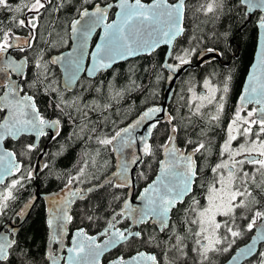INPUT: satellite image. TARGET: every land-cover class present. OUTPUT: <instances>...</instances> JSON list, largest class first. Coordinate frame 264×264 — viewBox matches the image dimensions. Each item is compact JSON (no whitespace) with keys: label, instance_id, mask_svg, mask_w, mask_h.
Returning a JSON list of instances; mask_svg holds the SVG:
<instances>
[{"label":"snow or ice","instance_id":"obj_1","mask_svg":"<svg viewBox=\"0 0 264 264\" xmlns=\"http://www.w3.org/2000/svg\"><path fill=\"white\" fill-rule=\"evenodd\" d=\"M223 4L224 0H210L197 11L214 13ZM238 4L246 7V15L256 9L264 11V0H238ZM113 8L119 11L115 20L107 22ZM186 9V0H116L115 4L0 0V13L7 14L0 19V113H4L0 116V184L5 177L19 173L0 192V216L6 215L9 201L16 200L14 190L23 189L33 179L32 170L24 173L17 153L3 147L6 139L35 135L38 141L50 135L55 141L66 125H72L69 138L85 145L75 173L67 175L60 193L50 201L47 264H101V257L113 250L117 254L108 264H188L189 258L193 264H213L215 255L230 253L251 232L255 235L250 242L235 250L228 264H264V75L249 76L218 145L213 133L224 112L231 77L222 89L205 80L206 94L193 93L185 102L187 115L154 105L127 126L110 131L106 129L116 121L109 114L130 90L118 88L112 81L99 80L87 87L80 84L81 73L95 80L119 61L151 54L162 43L172 45L185 31ZM65 14L72 18L66 25L58 24ZM259 27L264 29V15L259 17ZM98 28L103 29L100 42L89 52L88 41ZM68 33L71 50L50 55L52 49L67 45L64 36ZM195 54V48L179 53L170 50L167 55L178 63L166 66L176 72ZM258 57L264 65V42ZM57 65L62 80L53 71ZM131 83L140 87L134 80ZM76 87L80 92H73ZM218 92L222 94L218 96ZM41 96L51 98L56 118L42 113L38 106ZM207 106H214L215 111L206 112ZM141 128L144 132L137 135ZM161 134L163 139L156 144ZM138 144L139 154H127ZM37 147V143H29L22 154ZM105 152L116 153L119 162L111 177L105 176L101 182L95 173L110 164L101 159ZM160 154L163 158L156 159ZM153 163L158 165L155 178L135 195L138 203H134L131 166L151 170ZM137 178L147 180L148 176L142 170ZM95 193H107L110 202L91 203L100 199ZM79 202L87 203L81 209ZM73 205L79 210L74 212ZM99 212L107 216L102 230L91 235L88 229L99 226L102 219ZM17 215H24V210ZM76 219L87 224L76 228L67 246L68 226ZM17 256L20 264H32L15 229L0 231V264H12Z\"/></svg>","mask_w":264,"mask_h":264},{"label":"trees","instance_id":"obj_2","mask_svg":"<svg viewBox=\"0 0 264 264\" xmlns=\"http://www.w3.org/2000/svg\"><path fill=\"white\" fill-rule=\"evenodd\" d=\"M145 2L149 0H143ZM172 1V0H170ZM15 2V0H14ZM98 3H112L116 0H95ZM210 0H186V23L184 35L179 38L176 45H174L173 50L176 53L181 52L186 48H195L197 52H207L209 48L215 49V53L219 54H241V61H247L251 54H254L257 41V23L259 22V17L262 15L260 13L254 14L251 22L247 23V16L245 14V9L243 6L238 4V0H224L223 8L217 9L214 13L205 14L203 10L197 11L201 4L206 5ZM6 13H0V19H3ZM72 16L70 14H65L61 17L60 21L57 23L67 24ZM246 24V25H245ZM245 25V26H244ZM57 31L64 35V30L57 28ZM64 39L68 41L67 45H59L57 48L50 51V55H57L70 45V33L64 36ZM164 60L163 54H152L148 57H140L135 60L129 61L127 63L121 64L113 68L106 74L98 76L95 80H88L83 77L80 80V84L87 87L90 85H95L99 80L113 81V77H118L116 83H113L118 88H128L129 93L125 94L124 98L115 104L114 112L110 113L112 120L116 121L115 125H109L106 131H110L116 127L126 126L132 119H134L142 110L153 105H159L162 102L163 91H164V79L162 75V62ZM133 69L134 71H130ZM53 71L55 73L56 79L61 80L60 71L53 66ZM119 71V72H118ZM162 76V82L159 91L156 92L157 85L155 80H157L158 75ZM135 81L136 85L140 87L137 89L131 83ZM114 82V81H113ZM27 90V89H26ZM153 90V91H152ZM73 92H80V87H76ZM154 92H156L154 94ZM162 93V95H161ZM2 94V90H0ZM72 93H68L71 95ZM85 95H95V93H85ZM154 96V97H153ZM151 98V99H150ZM147 101L141 108L135 112L129 120L119 123L118 118L125 114L128 110L136 107L141 101ZM51 98L41 96L39 98V107L42 113L48 118H56L52 107ZM178 105V94H174L171 103L169 104L168 111L174 114L173 108ZM177 113L187 115V108L184 105H178ZM182 109L183 113L180 111ZM3 116V113H0ZM72 131V125H66L64 127L61 136L57 140L53 141L47 148L44 162L48 165L44 168L43 172L39 176L38 180L26 181L23 189L18 191L14 190V195L16 200L9 201V209L6 215L0 216V228L3 224L10 222L15 218V215L20 210V208L31 198L37 191L39 194H49L61 190L65 179L68 174H74L76 167L78 166L81 158V154L85 148V145L78 139L69 138ZM163 139V135L156 137V144H159ZM47 139H43L36 150L22 154L24 152V146L33 143V139L29 137H22L19 141L13 142L11 140L6 141L5 147L11 151L17 153V160L23 165V171L25 174L29 170H32L38 155L40 154L42 148L46 144ZM92 147H95L92 145ZM101 159L110 160V164L107 168H101L95 174L101 177V182L105 176L112 173L114 169V155L113 153H103ZM153 165V164H152ZM153 168V167H152ZM146 171L147 175L151 173V170L143 168L140 166L137 168L135 173L136 179V193H138L143 187L148 184L150 179H138V174L140 171ZM9 180L6 185L10 184ZM95 183V181H93ZM5 185V186H6ZM5 186L0 187V192L5 191ZM80 187H87L89 185H79ZM109 191H112L111 189ZM122 193L126 190H120ZM94 196L100 197L99 200L93 199L91 203H103L110 202V198L107 193H95ZM87 202H79V207L82 209L84 204ZM79 209L75 205L73 211L76 212ZM102 219L99 221V226L94 224L90 229H88L89 234L94 235L98 231L102 230V225L104 224L103 217L107 216L106 212H99ZM87 221L81 223L79 219L74 220L70 225V230H76L78 227H85ZM253 232L246 233L244 238L237 241V244L233 246V251L230 253L217 254L213 258V264H224L233 252L241 245L249 241ZM21 248L28 252L31 258L32 264H47L45 260V252L47 247V225H46V209L43 201H39L38 204L33 209L28 221L25 223L21 231L17 236ZM147 250V249H141ZM264 250V249H261ZM122 252H127V249L121 250ZM157 252L159 249L156 250ZM117 254V250L107 255L104 258V263L109 261ZM12 264H20V257H16ZM188 264H193V258H189Z\"/></svg>","mask_w":264,"mask_h":264},{"label":"water","instance_id":"obj_3","mask_svg":"<svg viewBox=\"0 0 264 264\" xmlns=\"http://www.w3.org/2000/svg\"><path fill=\"white\" fill-rule=\"evenodd\" d=\"M130 2H132V1L130 0ZM112 3L115 4L116 2H112ZM145 3H146V2H145ZM243 7H244V9H245V14H246V7H245V6H243ZM112 11H114V15H113L112 20H115V13H116L117 11H119V9H118V8L110 9V10H109V15H110V13H111ZM256 13H260V14L264 15V11H262L261 9H256L253 13H251V14H247V15H246V16H247V23L251 22V20H252L254 14H256ZM112 20H111V21H112ZM111 21H110V22H111ZM107 22H108V21H107ZM245 25H246V24H245ZM245 25H244V26H245ZM256 26H257L258 37H257V44H256V50H255L254 62H253V65L251 66V68H250V70H249V73H248V75H247V77H246V80H245L244 85H243V89H244V87L248 84L249 76H250L251 74L255 73V74L258 75V76L264 75V65H260V64H259V57H258V52H259V49H260L261 43L264 42V29H261V28L259 27V22L257 23ZM183 27H184V21H183ZM184 29H185V28H184ZM97 32H99L98 38H97V40L95 41V43L92 45L93 39H94L95 35L97 34ZM184 32H185V31H184ZM102 34H103V29H102V28H98V29L96 30V32L93 33L92 37H91V38L89 39V41H88V44H89L88 51H89V52H91L92 50H94V48H95V44H97V43L100 42V36H101ZM70 35H71V34H70ZM183 35H184V33H183L180 37H178L175 41H173L172 45H167V44H163V43H162V44L160 45V47L157 48V49H155V51H153L151 54H142V55L137 56V57L129 58V60H127V61H119V62H117L115 65H113V68H115V67L118 66V65H121V64L127 63V62L132 61V60H135V59H137V58H140V57H148V56L152 55L154 52H156L157 50H159L160 48H166L167 51H166V54H165V56H164V61H163L162 67H163L164 70H166V72H167V78H166V82H165V86H164L162 102H161V104H159V105H155V106H162V107H164L165 109H167V111H168L169 104L171 103V100H172V98H173L174 91H175V86H176V83H177L179 77H180V76H181V75H182L187 69H189V68H196L197 66L203 65V64H205V63L211 61L212 59H214V57H213V55H212V54H215L214 52H204V53H202V55L199 57V59H198V63H197L196 65H191V64L189 63V64H187V65H184V66L179 67L178 70H177L176 72H173L171 69H169V68L166 66V63H169V60H170V57L167 55V53H168L170 50H173V47H174L176 41H177L179 38H181ZM70 43H71V44H70V47H69V49H68L67 51H70L71 48H72V46H73V45H72V41H71V39H70ZM67 51H65V52H67ZM87 63H88V61H86V66H87ZM55 67L60 71V73H61V80H62V79H63V73H62V70L60 69V67H59L58 65L55 66ZM113 68H112V69H113ZM112 69L108 70V71L105 72L104 74L108 73V72L111 71ZM83 77H85V78L88 79V80H93V79H91V78H87L86 73H81V79H82ZM14 78H15V77H14ZM81 79H80V80H81ZM74 89H75V88H74ZM74 89H73V91H74ZM243 89H242V92H243ZM153 106H154V105H153ZM150 107H151V106H150ZM144 110H145V109H144ZM142 111H143V110H142ZM142 111H141V112H142ZM141 112H140V113H141ZM140 113H139V114H140ZM139 114H138L134 119H132L129 123H132L135 119H137L138 116H139ZM3 115H4V113H3ZM161 115H163V113H162ZM129 123H128V124H129ZM128 124H127V125H128ZM127 125H126V126H127ZM143 132H144V129L141 128V129H139V130L137 131L136 134H137V135H140V134H142ZM22 137H29V138H32V139H33V143H37L38 146L40 145V143H41V141H42L43 139L47 138V142H46V144L44 145V147L42 148L40 154L38 155L37 160H36V163H35V165H34V167H33V169H32V171H33V180L37 181L38 178H39V176L41 175V173L43 172V170H44V168H45V167H44V165H45L44 157H45V154H46V151H47L48 146L53 142V140L50 138V135H49V136H43V137H40L38 141H37V138H36L35 135H24V136H22ZM22 137H20V139H21ZM20 139H19V140H20ZM8 140H11V141H13V142H17V141H18V140L12 139V138H8V139H6V141H8ZM6 141L4 142V145H3L4 148H6V147H5V143H6ZM139 147H140V146H139V144H138V145L136 146L135 149L127 150V154H131L133 151H135V152H137V154H139ZM8 150H9V149H8ZM9 151H11V150H9ZM113 155H114V169H113L112 172H114V171L117 170V164H118V162H119V161H118L117 154H116V153H113ZM162 158H163V156H162ZM17 161H18V160H17ZM18 162H19V161H18ZM19 163H20V162H19ZM137 168H138V167H137L136 165L131 166V170H130V173H129L130 176L133 177L134 184H135V188H134V190H133V196H132V199H133V202H134V203H138V201L135 200V195L137 194V193H136V179H135V173H136ZM111 174H112V173H111ZM111 174H109L107 177H111ZM18 175H19V173L15 174L14 176H8V177H5V178H4V182H3L2 184H0V187L5 186L6 183H7L9 180H12V179L16 178V176H18ZM142 189H143V188H142ZM142 189H141V190H142ZM141 190H140V191H141ZM140 191H139V192H140ZM139 192H138V193H139ZM58 193H60V190H59V191H56V192H53V193H49V194H39V193H38V187H37V191L35 192V194H34L31 198H29V199L27 200V202H26V203L20 208V210L17 212V213H19V212L23 209V210H24V215H20V216H18V215L16 214V215H15V218H14L13 220H11L10 222H7V223H5V224H3V225L1 226L0 231H7V230H10V229H13V228H14V229H15V234H16V237H17L18 234H19V232L21 231V229H22L23 226L25 225V223L28 221V219H29V217H30V215H31V213H32V211H33V209L35 208V206L38 204L39 201H43L44 204H45V209H46V225H47L48 209H49V207H50V201H51L52 198H53L56 194H58ZM26 205H29V206L26 207ZM73 207H74V205H73ZM69 226H70V225H69ZM69 226H68V232H69ZM72 234H74V232H73ZM72 234H71V236H72ZM253 235H255V232H253L252 236H253ZM68 236H69V235H68ZM252 236H251V237H252ZM48 238H49V228H48V226H47V245H48ZM67 238H68V237H66L65 243H66V241H67ZM70 241H71V238H70ZM248 242H250V239H249ZM248 242H246V243H248ZM244 245H245V244L239 246L238 248L243 247ZM69 246H70V245H69ZM54 247H55V246H54ZM257 247H258V249H259V248H260V245H258ZM238 248H237L236 250H238ZM46 249H47V247H46ZM114 251H116V250H113V251L110 252V253H106L105 256L101 257V264H103L104 258H105L107 255L113 253ZM63 254L66 256V255H67L66 251H65ZM234 254H235V251L233 252L232 255H234ZM232 255H231V256H232ZM231 256L229 257V259L231 258ZM229 259H228V260H229ZM228 260H227L224 264H228ZM105 264H108V262L105 263ZM242 264H243V262H242Z\"/></svg>","mask_w":264,"mask_h":264},{"label":"flooded vegetation","instance_id":"obj_4","mask_svg":"<svg viewBox=\"0 0 264 264\" xmlns=\"http://www.w3.org/2000/svg\"><path fill=\"white\" fill-rule=\"evenodd\" d=\"M132 1V0H131ZM145 2V1H143ZM150 2L147 1L146 3ZM172 2V1H170ZM114 11H112L109 15L108 22H110L113 18ZM186 23V13L184 18V28ZM99 35V32L95 35L92 45L95 43ZM258 37V35H257ZM179 40V39H178ZM177 40V41H178ZM176 41V43H177ZM175 43V45H176ZM71 44V43H70ZM257 44V41H256ZM70 47V45H69ZM69 48H67L65 51H67ZM256 50V48H255ZM63 51V52H65ZM167 49L166 48H160L153 54H163L165 56ZM215 53V52H214ZM14 56H18L20 54L13 53ZM201 52H197V54L190 57V64L196 65L198 63V59L201 56ZM214 59L211 61L197 66L196 68H189L187 69L178 79L174 94H178V105H185V102L192 97L193 93L197 95H203L206 94L207 89L204 87V81L208 80L210 84L213 87H216L218 89H222L224 86L225 81L228 77H231V80L228 81L229 84V92L226 96V102L224 107V112L221 117V121L219 126L215 129L213 133V139L214 142L218 145L223 142L224 136H225V129L227 128L228 122L230 118L232 117L238 103H239V97L242 94V89L244 82L246 80V77L249 73V70L254 62L255 52L254 54H251L247 61H244L243 63H240L242 57L241 54H219L218 52L215 54H212ZM164 61V60H163ZM169 63L177 64L178 62L172 58H170ZM163 64V62H162ZM162 75L164 79V84L166 82L167 78V72L162 67ZM191 89V91H189ZM222 92H218L217 95H221ZM162 95V93H161ZM174 96V95H173ZM183 98V99H182ZM176 103V107L173 108L174 114L178 115L177 108L179 106ZM253 105H250L249 107H252ZM169 109V108H168ZM206 112L212 113L215 111L214 106H207L204 109ZM180 111L183 113L182 109ZM172 112V110H171ZM205 122L207 120V117L204 118ZM47 139V138H45ZM19 141V140H18ZM156 159H162V154L158 155ZM151 169V173L148 176V179L150 183L152 179L155 178L156 170L158 169V165L153 163ZM144 171V170H143ZM146 172V171H145ZM147 185V184H146ZM75 206V205H74ZM76 230H70L69 226V236L66 241V245H70V238L71 234L75 232ZM95 235V234H94ZM100 242V241H98ZM115 252V251H114ZM113 252V253H114ZM112 254V253H111ZM110 255V254H109ZM108 262V261H107ZM105 262V263H107ZM103 261V264H105Z\"/></svg>","mask_w":264,"mask_h":264},{"label":"rangeland","instance_id":"obj_5","mask_svg":"<svg viewBox=\"0 0 264 264\" xmlns=\"http://www.w3.org/2000/svg\"><path fill=\"white\" fill-rule=\"evenodd\" d=\"M119 72V71H118ZM116 79H118V77H115V79L112 81L113 83H116ZM161 82H162V76L159 74L158 75V78H157V80H155V83H156V85H157V89H156V92L157 91H159V89H160V85H161ZM153 91V90H152ZM156 92H154V94L156 93ZM154 97V96H153ZM151 99V98H150ZM147 101H141L136 107H134V108H132L130 111L128 110L125 114H123L122 116H119V118H118V121L117 122H119V123H123V122H125V121H127V120H129L130 119V117L135 113V112H137V110L139 109V108H141L145 103H146Z\"/></svg>","mask_w":264,"mask_h":264}]
</instances>
